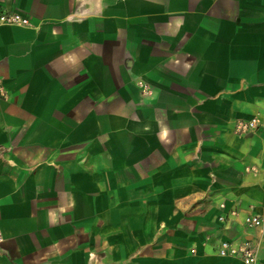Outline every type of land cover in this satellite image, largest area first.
<instances>
[{"label": "crops", "instance_id": "0c3cea01", "mask_svg": "<svg viewBox=\"0 0 264 264\" xmlns=\"http://www.w3.org/2000/svg\"><path fill=\"white\" fill-rule=\"evenodd\" d=\"M12 11L0 264H244L216 252L244 236L264 264V222L242 223L264 219V0H0Z\"/></svg>", "mask_w": 264, "mask_h": 264}, {"label": "built area", "instance_id": "2783aa9c", "mask_svg": "<svg viewBox=\"0 0 264 264\" xmlns=\"http://www.w3.org/2000/svg\"><path fill=\"white\" fill-rule=\"evenodd\" d=\"M26 21L17 12H2L0 13V23H25ZM257 126L255 117L236 122L235 129L239 133H246L253 130ZM225 202L219 203V208L222 210L217 218L221 222L233 220L237 216V209L231 208L225 211ZM264 222L259 215L255 213H245L242 217V223L245 228L253 229L260 227ZM3 241L2 232L0 230V245ZM194 249H192L193 251ZM216 252L222 256L235 257L243 261L244 264H258L257 261V243L249 236H244L240 239L224 238L221 239L216 247Z\"/></svg>", "mask_w": 264, "mask_h": 264}]
</instances>
